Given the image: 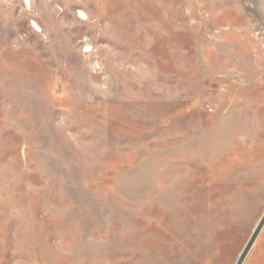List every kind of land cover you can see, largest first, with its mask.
Instances as JSON below:
<instances>
[{"label": "rangeland", "instance_id": "rangeland-1", "mask_svg": "<svg viewBox=\"0 0 264 264\" xmlns=\"http://www.w3.org/2000/svg\"><path fill=\"white\" fill-rule=\"evenodd\" d=\"M263 212L264 0H0V264H236Z\"/></svg>", "mask_w": 264, "mask_h": 264}, {"label": "water", "instance_id": "water-1", "mask_svg": "<svg viewBox=\"0 0 264 264\" xmlns=\"http://www.w3.org/2000/svg\"><path fill=\"white\" fill-rule=\"evenodd\" d=\"M264 227V212L259 219L257 225L255 226L250 238L248 239L247 243L245 244L244 248L242 249L240 255L238 256V259L236 261V264H243L246 257L248 256L249 252L251 251L255 241L257 240L261 230Z\"/></svg>", "mask_w": 264, "mask_h": 264}, {"label": "crops", "instance_id": "crops-1", "mask_svg": "<svg viewBox=\"0 0 264 264\" xmlns=\"http://www.w3.org/2000/svg\"><path fill=\"white\" fill-rule=\"evenodd\" d=\"M258 249L257 259L258 264H264V227L261 230L257 240L255 241L251 251L249 252L248 256L246 257L243 264H249V260L254 252Z\"/></svg>", "mask_w": 264, "mask_h": 264}]
</instances>
